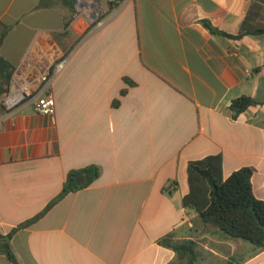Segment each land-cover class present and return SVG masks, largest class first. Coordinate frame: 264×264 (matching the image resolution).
Segmentation results:
<instances>
[{
  "label": "crops",
  "instance_id": "crops-1",
  "mask_svg": "<svg viewBox=\"0 0 264 264\" xmlns=\"http://www.w3.org/2000/svg\"><path fill=\"white\" fill-rule=\"evenodd\" d=\"M252 1L122 0L38 87L89 26L74 15L60 42L71 14L64 0H0V59L55 100L54 116L31 98L0 106L1 232L39 215L71 171L101 168L15 232L21 264H170L175 253L158 244L169 233L206 236L198 248L215 264H264V247L204 227L183 206L189 163L216 155L225 179L252 168L264 201V35L233 39L203 24L237 35ZM242 96L258 104L234 118ZM0 264L12 263L0 254Z\"/></svg>",
  "mask_w": 264,
  "mask_h": 264
},
{
  "label": "trees",
  "instance_id": "trees-1",
  "mask_svg": "<svg viewBox=\"0 0 264 264\" xmlns=\"http://www.w3.org/2000/svg\"><path fill=\"white\" fill-rule=\"evenodd\" d=\"M69 7L70 17L66 21L67 31L60 38L71 36L70 24L76 12V0H64ZM118 0H109V12H111ZM102 17L99 21L103 20ZM204 26L214 34H222L229 38L240 39L245 36L264 35V1L253 0L250 10L244 19L237 35L228 34L213 27L210 22L204 21ZM80 36L75 44L65 49V54L59 62L65 60L88 33ZM5 32L3 33V36ZM13 71L0 59V95L6 91L10 84ZM126 83H134L125 78ZM127 90H122V96ZM258 102L250 97L242 96L232 101L231 110L234 118L247 111ZM119 105V100L114 102ZM101 175V168L90 165L80 170L71 171L68 174L62 192L39 215L19 225L9 234L4 235L0 230V254L5 255L12 264H21L12 248V238L20 228H25L42 218L55 204L72 192L84 189L93 184ZM82 176L83 184L78 185L76 179ZM253 169L245 167L233 172L227 179L223 176V158L221 155L209 156L201 160L191 161L188 165L189 193L183 198V206L194 210L201 225L215 229L228 239H239L251 243L257 249L264 247V201L254 195L252 187ZM158 244L172 250L175 259L170 264H201L198 244L193 240L176 239L174 233H169L158 240Z\"/></svg>",
  "mask_w": 264,
  "mask_h": 264
},
{
  "label": "rangeland",
  "instance_id": "rangeland-1",
  "mask_svg": "<svg viewBox=\"0 0 264 264\" xmlns=\"http://www.w3.org/2000/svg\"><path fill=\"white\" fill-rule=\"evenodd\" d=\"M118 1L120 2L122 0H118ZM98 2H97V0H76V3H75L76 12L74 15L77 16V18H80L79 24L86 25V26L88 25L89 28L91 26H93L94 24H97L95 27H93L92 30H94L96 27H98L102 22H104L106 20V18L108 17V14H109V11H108L109 10V0L108 1L98 0ZM102 17H104L103 20L99 21ZM84 18H87L86 23H85ZM61 44H63V43H61ZM70 47H71L70 45H68L65 48L63 47V54L57 59V61H54V64H52L50 69L43 72V74L39 78L38 84H40V85L38 87L43 86L44 82L42 83V78L44 76L49 77V75L52 74L53 70L60 63L59 60H61L63 58V56L65 54V49L66 48L69 49ZM49 72H50V74H49ZM47 74H49V75H47ZM23 77L24 76H22L21 72H16L15 70L13 71V75H12L10 84L6 87V91L1 96V99H0V106L1 107H4L5 105L8 104V99H10V98L14 99L16 97V95H15L16 93L18 94L20 91L23 92L25 89L27 91L32 92V94L35 95L34 91H35L38 84L34 83V84L29 86V85H27L26 81H28L30 79L27 80ZM19 81L26 84V85L23 84L24 87L22 89L20 86H18ZM11 90H14V91L11 92ZM21 98H23V96ZM197 242L205 245V244H207L206 243L207 237L206 236H202V237L199 236V237H197ZM198 251L200 252L202 264H215L216 263V261L214 259H211L209 257H205L204 250L202 247L200 249L198 248Z\"/></svg>",
  "mask_w": 264,
  "mask_h": 264
},
{
  "label": "built area",
  "instance_id": "built-area-1",
  "mask_svg": "<svg viewBox=\"0 0 264 264\" xmlns=\"http://www.w3.org/2000/svg\"><path fill=\"white\" fill-rule=\"evenodd\" d=\"M64 62H60L56 68L53 70L52 74H47L49 75V77L44 76L42 78V83L44 82L43 86L47 85V83L50 82L52 75L56 74L57 72H59L62 68H63ZM23 95V98H20L12 103L11 99H8V104H17L18 102L22 101V100H26L28 98H31L33 100V105H34V109L36 112L38 113H42L45 115H49V116H54L55 114V100L51 95H47V96H42V95H33L32 92L27 91L26 89L21 92ZM17 95V93L15 94Z\"/></svg>",
  "mask_w": 264,
  "mask_h": 264
},
{
  "label": "water",
  "instance_id": "water-1",
  "mask_svg": "<svg viewBox=\"0 0 264 264\" xmlns=\"http://www.w3.org/2000/svg\"><path fill=\"white\" fill-rule=\"evenodd\" d=\"M97 2H98V0H97ZM98 3H99V2H98ZM91 23H92V22H91ZM76 181H77V184H78V185H81V184H83L84 179H83L82 176H79V177L76 179Z\"/></svg>",
  "mask_w": 264,
  "mask_h": 264
},
{
  "label": "bare ground",
  "instance_id": "bare-ground-1",
  "mask_svg": "<svg viewBox=\"0 0 264 264\" xmlns=\"http://www.w3.org/2000/svg\"><path fill=\"white\" fill-rule=\"evenodd\" d=\"M19 98H21V97L20 96L16 97L15 99H12L11 101L14 102V101L18 100Z\"/></svg>",
  "mask_w": 264,
  "mask_h": 264
}]
</instances>
